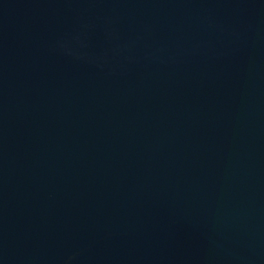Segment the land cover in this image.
<instances>
[{
  "label": "water",
  "instance_id": "obj_1",
  "mask_svg": "<svg viewBox=\"0 0 264 264\" xmlns=\"http://www.w3.org/2000/svg\"><path fill=\"white\" fill-rule=\"evenodd\" d=\"M0 264H264V0H0Z\"/></svg>",
  "mask_w": 264,
  "mask_h": 264
}]
</instances>
